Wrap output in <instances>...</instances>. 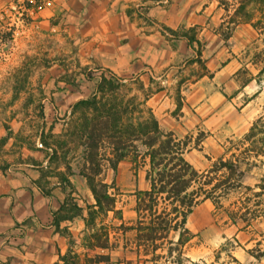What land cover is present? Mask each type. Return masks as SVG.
<instances>
[{"label": "crops", "instance_id": "crops-1", "mask_svg": "<svg viewBox=\"0 0 264 264\" xmlns=\"http://www.w3.org/2000/svg\"><path fill=\"white\" fill-rule=\"evenodd\" d=\"M22 1L0 0V18ZM226 2L228 7L219 0H39L29 9L30 24L17 25L11 43L4 34L12 29L0 21V264H65L66 255L77 264H105L96 262L102 255L110 256V264H124L137 248V231L123 228L138 219L132 198L150 190L148 167L135 168L132 156L119 163L117 173L106 163L99 177L118 189H109L117 198L115 208L103 214L80 174L81 150L67 162L53 159L52 148L45 146L49 153L41 159L24 152L49 130L56 134L61 123L67 128L76 104L90 94L71 86L57 92V82L87 85L94 78L90 72L124 82H160L162 89L147 106L161 130L190 140L193 148L200 142L184 157L201 173L211 168L206 167L214 159L210 153L222 141L249 134L256 115L249 105L237 108L233 91L242 56L259 34L250 22H231L238 4ZM40 85L42 90L34 88ZM39 96L34 115V102L25 98ZM59 115L65 118L59 121ZM8 147L17 149L18 157L9 156ZM44 178L56 180L49 191ZM213 209L210 200L194 209L187 221L191 234L215 227ZM252 227L235 236L244 253L257 242ZM101 232L109 235L108 249L96 245Z\"/></svg>", "mask_w": 264, "mask_h": 264}, {"label": "trees", "instance_id": "trees-1", "mask_svg": "<svg viewBox=\"0 0 264 264\" xmlns=\"http://www.w3.org/2000/svg\"><path fill=\"white\" fill-rule=\"evenodd\" d=\"M219 1L225 7L230 5L226 0ZM232 1L239 7L231 22H250L259 29L263 21L254 23L255 17L245 13V9L252 1L264 3V0ZM120 81L122 80L115 77L100 75L98 92L74 108L73 115L77 110H81V116L75 122L72 120L65 141L53 147L47 143L43 146L52 148L53 159L54 156L61 157L65 162L71 153L74 158L76 152L84 150L85 165L80 174L88 179L93 189L99 213L107 214L114 210L116 202L108 193L111 186L105 184L99 177L103 174L106 163L117 173L119 163L132 156L138 167H148L146 179L150 190L138 193L136 204L138 219L134 226L123 229L137 231V254L142 252L145 256L151 255L152 258L147 259L146 263L157 264L163 258L157 255V252L163 250L165 245H168V258L175 252L183 256L182 248L193 236L187 229L188 218L202 202L210 200L214 204H219L220 199L232 190L244 188L251 191V187L244 186L243 179L254 167H264V160L250 163L251 157H248L252 152L264 155V141H259L262 147H258V142L254 141L260 120L240 142L241 148L249 143L252 149L248 148L239 155L233 154L229 159L223 156L213 163L210 169L201 173L184 157L186 152L197 149L200 142L197 141L193 148L190 146V140L180 141L173 133L161 130L151 109L148 110V117L136 118L134 115L137 110L136 101L126 103L124 100L126 95L119 91V88L123 87ZM244 165L247 167L246 170H243ZM68 170L73 174L70 166ZM256 187L264 190V175ZM262 191L256 193L255 197H261ZM243 210L245 209L237 212L240 218H243L244 214H251L250 209H246L245 213H242ZM256 212L261 215L264 210ZM120 213L121 211L117 214ZM229 214L231 220H235L233 213ZM94 215V212L90 213L91 221H94ZM256 217L259 216L254 214L252 218L247 219V226H250ZM172 234H178L179 239L176 243L170 240ZM95 240L98 247L109 248L107 233L97 235ZM259 258H264V255L260 254ZM63 260L65 264H77L70 255H66ZM96 262L110 264L111 258L105 255L98 256ZM178 263L181 264V260Z\"/></svg>", "mask_w": 264, "mask_h": 264}, {"label": "rangeland", "instance_id": "rangeland-1", "mask_svg": "<svg viewBox=\"0 0 264 264\" xmlns=\"http://www.w3.org/2000/svg\"><path fill=\"white\" fill-rule=\"evenodd\" d=\"M16 4V3H15ZM14 4V5H15ZM31 5H33L30 2H25L24 6L27 9L31 8ZM34 5H39L37 2ZM238 8V6H237ZM245 13L248 15H251L254 18V23H257L258 21H263V23L259 26V29H257V33L259 34V37L257 41L252 43L244 52L242 58H243V68L240 71V73L236 77V87L234 88L233 94H234V101L237 108L242 109L249 105L253 112L255 113V118L253 120V125L260 120L257 124V131H256V137L254 138V141L258 142L257 146L262 147V144H259V141H264V3H261L260 1H257V3L252 1L250 4L247 5L245 9ZM9 16H6L1 19L3 24H7L12 31L6 32L5 38L6 40L11 43L13 41L12 35L13 30H15V27L19 25V29L26 28L30 22H31V16L28 17L25 16L23 23H17L18 21V15L15 12L14 14H8ZM100 75L101 73H94L90 72L88 73V77H94L91 79V81L87 85H83V83H80L77 80H72L71 82H62V83H56L55 91L68 89L69 86H71V89L78 90V91H86L87 93H90L88 98L83 100L87 101L89 98H91L93 95H95L98 92V85L100 83ZM27 77V73L24 72L23 79ZM111 77V76H106ZM121 85L123 87L119 88L120 93L126 95L125 101L128 103L129 101L135 100L136 101V107L137 110L135 112V117H148L149 116V107L147 106V100L152 95L155 94L157 91L162 89V84L160 82H149L146 81H129L124 82L120 81ZM8 86V83H6ZM27 86V83L22 84L21 86L25 88ZM39 87V88H38ZM34 87L38 90H42V86ZM27 100V104H29L31 101L34 102V109L37 111H34V115L39 114V100L40 96L36 98H25ZM20 101V99H19ZM24 102V100H23ZM80 103V102H79ZM32 104H30L31 107ZM77 105V104H76ZM38 106V110L35 108ZM76 107V106H75ZM74 110H72V113L69 115V118L66 120V123H68L69 126L64 127L63 124L57 126V133L53 134L51 133V130L43 134V137L39 139L38 142L35 143L34 146H28L29 150H25V154H29L28 157H32V160L35 159V157H38V159L43 158L44 156L49 153L43 146L44 143L47 144H57L60 142L65 141V135L67 134V131L69 130L72 120L75 122L79 120L78 117L81 116V110H77L76 113L73 115ZM36 112V113H35ZM28 113V111H27ZM65 117L64 115H59L58 120L61 121ZM60 124V123H58ZM253 127V126H252ZM67 129L64 132V129ZM203 136L198 135L197 138L201 139ZM243 137L239 138H233L229 139L227 141H222L221 148L216 151L215 153H210V157L214 158L213 161H210L208 164H206L207 168L211 167L213 163H215L223 154H226L228 157L226 159L231 158L233 154L239 155L241 152H244L246 149L251 148V145L249 143H246L245 146L241 148L240 142L244 140ZM31 143V142H30ZM260 145V146H259ZM241 150H240V148ZM238 148V149H237ZM264 149V146H263ZM38 150L39 153H35V151ZM17 151V152H16ZM29 151V152H28ZM31 151H34L33 153ZM81 151L84 153V150L81 149ZM8 155L14 156V158L18 157V150L13 149L12 147H8ZM248 157H251L250 163L253 161H262L264 160V155L258 153H250L248 154ZM18 159V158H17ZM133 159V157L131 158ZM132 161V160H131ZM131 166V163L130 165ZM135 168H138L136 165ZM134 169V166H133ZM247 167L244 165L243 170H246ZM43 176L46 177V175L49 173V170H44ZM50 175V174H49ZM264 175V167H254L251 171V173H247L245 178L243 179V184L246 187H251V191H247V189H237L232 190L227 196H225L223 199H220L219 204H214L213 209V223L215 225L214 228L210 229L209 231L205 232L204 234L199 235H193L190 239V241L186 244L184 248H182V252L184 253L183 256L180 255L179 252H175L171 258H168L167 254V247L168 245H165L163 250H159L157 252V255H161L163 258L160 259V261L157 264H179L178 261L181 260V264H261V260L259 258L260 254L264 255V213L259 215L258 212L260 209L264 210V198L263 197H255L256 193H260L262 189H259L256 187V185H259L261 183L262 176ZM44 181L47 185H49V188L45 185L44 191H49L51 189L52 183H55L56 180H46L44 178ZM113 185L115 186V189L117 188V185L115 182L111 183L109 186H111V189H114ZM264 194V190L262 191ZM262 194V195H263ZM110 195V194H109ZM137 195L135 198H132V201H135L137 203ZM117 198H115L116 200ZM259 204V206H257ZM240 209L243 210L242 213L246 212V209H250L251 214H244L243 218H240V214L237 212ZM100 211V210H99ZM255 212V213H254ZM233 213L235 216V220H231L230 214ZM104 214V212H103ZM258 215L259 217H256L252 222L251 225L255 227V224L258 225V228H253L250 230L253 233V239L257 242L251 246L250 249H245V253L241 251L239 248V241L236 239L235 236L239 230H242L247 227L248 220L252 218L253 216ZM98 215V214H97ZM117 217H120L117 215ZM104 233H98L99 236H102ZM179 239L178 234H172L170 236V240L173 242H177ZM161 242L159 241L158 244ZM137 248L133 249L131 254H129V258L133 260L124 261V264H154L152 262H147V259H151L152 256H145L144 253L137 254ZM142 251V250H141ZM242 253V254H241ZM240 254V255H239ZM233 257V258H232ZM168 258V259H167ZM181 258V259H180ZM263 264V263H262Z\"/></svg>", "mask_w": 264, "mask_h": 264}, {"label": "built area", "instance_id": "built-area-1", "mask_svg": "<svg viewBox=\"0 0 264 264\" xmlns=\"http://www.w3.org/2000/svg\"><path fill=\"white\" fill-rule=\"evenodd\" d=\"M25 2H30L32 4L37 3L36 0H24L20 3L17 2L12 8L8 9V11L4 15H2V17L0 18V21L2 18L9 16L8 14H14L15 15V12H16V14L19 16L17 23H20V24L23 23L25 16H27V15H28V17L31 16L29 9H27L24 6Z\"/></svg>", "mask_w": 264, "mask_h": 264}]
</instances>
